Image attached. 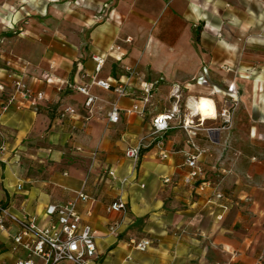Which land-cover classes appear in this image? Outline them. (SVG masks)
Instances as JSON below:
<instances>
[{"label": "crops", "instance_id": "crops-1", "mask_svg": "<svg viewBox=\"0 0 264 264\" xmlns=\"http://www.w3.org/2000/svg\"><path fill=\"white\" fill-rule=\"evenodd\" d=\"M111 5L135 17L132 56L121 39L126 30L108 24ZM81 46L90 47L84 56L74 49ZM94 56L103 59L99 71ZM7 69L44 99L9 103ZM93 78L123 81L129 93L119 96ZM232 83L237 93L229 90ZM0 84V140L7 146L0 203L18 217L44 228L55 219L46 213L49 205L75 200L82 221L97 231L94 264H257L260 258L264 264V157L257 172L247 148L232 146L223 156L212 150L236 144L238 136L264 139V0H0ZM69 85L87 86L96 97L92 106ZM179 94L209 95L218 113L233 97L230 128L215 139L204 127L195 136L174 128L160 140L150 136L154 117L180 106ZM114 106L117 122L108 116ZM66 107L76 113L62 116ZM142 138L146 146L135 165L126 151ZM192 143L205 150L198 159L203 189L182 179ZM166 176L172 182H164ZM216 190L223 198L207 201ZM119 197L127 209H109ZM112 223H118L114 232ZM18 228L6 221L0 252L12 247ZM131 238H148L151 245L136 250ZM21 251L18 258L26 257Z\"/></svg>", "mask_w": 264, "mask_h": 264}, {"label": "built area", "instance_id": "built-area-1", "mask_svg": "<svg viewBox=\"0 0 264 264\" xmlns=\"http://www.w3.org/2000/svg\"><path fill=\"white\" fill-rule=\"evenodd\" d=\"M94 59L97 61L96 70L99 71L103 59L100 56H94ZM11 65L12 61L7 60L6 66L10 67ZM128 72L129 77L134 75L133 69L128 68ZM6 78L10 81L13 88L12 95L8 101L9 103L17 98L34 99L35 101L44 99V93L35 92L21 75L7 69ZM92 82L103 89L109 90L113 88L119 96L129 93L126 83L123 81L113 84L110 80L93 78ZM69 86L75 87L87 96L85 106H92L96 97L89 93L87 86ZM0 90H4L3 84H0ZM229 90L237 93L234 83L229 85ZM235 100L233 97L231 98V101L234 102ZM144 102H148L147 97L144 99ZM133 110L143 114L144 106L134 104ZM179 110V107H174L169 112L154 117L152 133L156 135V139L160 140L168 130L174 127L183 128L193 136L197 135V128L199 126L195 124L194 119H192L193 122L191 123L184 119L183 122L175 124ZM75 113L76 110L73 107H66L61 111L62 116ZM219 115L223 118L224 123H230L233 119V112L229 107L223 108L219 112ZM108 116L112 122L119 120V109L117 106H114ZM192 145L195 151L189 152L185 156L183 166L187 168V171L184 173L182 179L188 186L203 189L207 183L202 180L203 169L198 164V159L204 154L205 150L197 147L195 143H192ZM145 146V138H142L136 145L130 146L127 149L126 155L135 165L138 164ZM6 148V143L0 140V157L4 154ZM161 156L165 158L167 153L163 152ZM108 174L113 178L116 177L114 170H109ZM123 181L125 182L126 178ZM164 182L170 183L172 179L166 176L164 177ZM223 196L222 191L216 190L214 196L207 201L221 199ZM78 198H87V195L82 191H78ZM109 209L125 211L127 209V203L122 197H119L110 204ZM46 213L55 216V219L50 225L40 228L34 221L28 218L18 217L11 212L9 207L0 203V230L6 229V221L15 222L19 228L13 235V248H23L27 251L26 257L16 259L13 264H36V259L38 258L43 260L44 264H94L93 258L96 255L97 231L91 224L82 221V216L76 209V201H69L64 205H49ZM117 228L118 223H112L110 225V230L113 232ZM129 243L136 250H145L151 245V240L148 238H131ZM0 264L4 263L0 261ZM257 264H262V258L259 259Z\"/></svg>", "mask_w": 264, "mask_h": 264}, {"label": "rangeland", "instance_id": "rangeland-1", "mask_svg": "<svg viewBox=\"0 0 264 264\" xmlns=\"http://www.w3.org/2000/svg\"><path fill=\"white\" fill-rule=\"evenodd\" d=\"M104 8H106V7L104 6ZM130 9H132V8H130ZM110 11H112V15H111V19L109 20L108 24H110V26H115V28L117 27V28H121L122 30H126V34H125L124 38L122 37L121 39L124 40V42H127L125 44L124 48L127 50V54L132 56L133 50H134V45H135V42H134L135 36L133 35L131 30H133L132 29L133 28L132 22H134L135 17L133 14L129 13V10L126 13L117 12L115 5H111ZM128 30H130V31H128ZM64 48L67 49L66 47H64ZM74 49L78 54L82 53L83 54L82 56H84V52L90 50V47L89 46H81V47H77ZM79 58L81 59L82 57H80V55H79ZM188 97L189 96H186V94H183V95L179 94V95H176V97H175L176 101L179 100V105H180L179 106L180 110H179V113L177 114V120H175V122H176L175 124L183 122V120L188 117L187 114L190 112V110L188 109V106L186 105L187 99H189L190 97H194V96H190L189 98ZM196 97H199V96L195 95V98ZM226 100H228V99H226ZM172 101H173V99H172ZM234 102L231 101V99H229L228 103H226L227 105L218 106V108L220 109V111H222V108L229 107L231 109V111L233 112V108L236 106H230V105H232ZM172 108H173V106H163V109H169L170 110ZM193 118L196 119L195 124L197 126H199L197 129L204 127V130H207L209 135H211V138H213V139H215L217 136H219V132H220L221 128L227 127L226 129H229L231 126V123L233 121V119H232V121L230 123H224V120L219 115V113L217 115V118H215L214 120H206L204 123H203V121H200L199 118L197 120V116H193ZM148 119H150V118L147 117L146 120H148ZM199 123H201V125H199ZM242 123H243V121H242ZM174 130H182L185 133V130L183 128H180V127H174ZM241 130L243 131V127H241ZM231 131H235V129L231 128L229 134H232ZM150 136L155 137L156 135L153 133H150ZM254 136H256V133L254 134ZM201 137H202V135H201ZM203 138L209 140V138L206 136H203ZM209 145H212L210 140H209ZM232 146L235 147L237 150H241L242 152L246 148L251 150L255 156V158H253V163H254V165L255 164L257 165V172L263 168V162H261V161L264 157V139L261 137V135L260 136L258 135V137H253V142H248V139H245L244 136H238V138L236 139V144L231 145L230 143H228V146L223 145L221 148H216V149H212V150L215 153H218L219 155L223 156L225 153V149L227 148L226 150H230L232 148ZM69 152L72 153V150H69ZM162 161H166V159H162ZM237 167L241 171L244 170V168L246 167L245 161L242 160L240 162V164L237 163ZM241 178L244 179V175H242ZM155 181L158 184H161V178L160 177H156L154 182ZM224 191L226 193H232L233 192L232 189L228 188V187L224 188ZM21 254H22L21 248L14 249L13 245H12V247L7 248V249L3 250L2 252H0V257L3 260V261L2 260H0V261H2L4 264L14 263L15 260L18 258V256ZM36 264H44V261L38 258V259H36Z\"/></svg>", "mask_w": 264, "mask_h": 264}, {"label": "bare ground", "instance_id": "bare-ground-1", "mask_svg": "<svg viewBox=\"0 0 264 264\" xmlns=\"http://www.w3.org/2000/svg\"><path fill=\"white\" fill-rule=\"evenodd\" d=\"M189 114L192 116L198 115L203 123L208 119L217 118L218 110L215 100L209 95H201L199 97H190L188 99ZM191 117H187L186 121L193 122ZM193 118V117H192Z\"/></svg>", "mask_w": 264, "mask_h": 264}]
</instances>
